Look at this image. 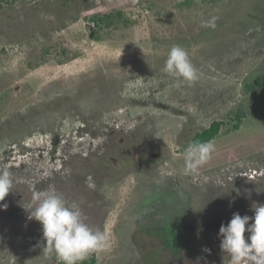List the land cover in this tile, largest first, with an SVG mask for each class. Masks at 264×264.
<instances>
[{
    "label": "rangeland",
    "instance_id": "obj_1",
    "mask_svg": "<svg viewBox=\"0 0 264 264\" xmlns=\"http://www.w3.org/2000/svg\"><path fill=\"white\" fill-rule=\"evenodd\" d=\"M115 10L131 24L93 39L91 16ZM173 46L197 80L163 71ZM213 120L215 151L184 175L193 133ZM4 167L0 264L61 262L24 208L53 189L107 236L85 257L95 264H222L220 225L264 203V0H0Z\"/></svg>",
    "mask_w": 264,
    "mask_h": 264
},
{
    "label": "clouds",
    "instance_id": "obj_2",
    "mask_svg": "<svg viewBox=\"0 0 264 264\" xmlns=\"http://www.w3.org/2000/svg\"><path fill=\"white\" fill-rule=\"evenodd\" d=\"M215 21L216 18L213 17L202 21L201 26L214 29ZM163 71L178 83H192L198 79L197 69L181 46H173L169 50ZM215 147L212 141L188 145L183 154V174H193L206 164ZM165 174L172 175L173 171ZM88 186L95 188V184L91 182ZM12 189L11 170L7 167L0 168V201ZM6 207V204H0V208ZM24 208L28 219H35L42 226L45 252L55 254L62 264H78L89 253L99 252L107 246V236L85 223L79 204L75 201L67 202L54 189L35 193L32 201ZM250 210L253 212L252 216L234 212L226 225H220V250L227 257L226 260L225 256L222 257V264H264V203L253 202ZM245 233L248 234L247 237ZM205 251L210 250L205 248Z\"/></svg>",
    "mask_w": 264,
    "mask_h": 264
},
{
    "label": "trees",
    "instance_id": "obj_3",
    "mask_svg": "<svg viewBox=\"0 0 264 264\" xmlns=\"http://www.w3.org/2000/svg\"><path fill=\"white\" fill-rule=\"evenodd\" d=\"M92 23L94 24V28L91 32V37L93 39H100L101 32L105 29H111L112 27H117L118 25L122 26H129L131 24V19L124 16V12L122 10H115V11H109L102 14H95L91 16ZM255 85H259V80H254ZM234 117L236 119V123L234 124V127L236 128L238 126V123L240 122L241 115L239 113H235ZM223 124L222 120H213L211 123L198 131H195L190 139L191 144L195 142H207L210 141L212 138H214L217 133L219 132L221 126ZM167 227V226H166ZM197 234V233H196ZM185 234L175 232V236L173 238H168L167 241H169L173 247L180 251L184 249V244L186 243ZM194 236H190V238H193ZM157 251L155 248H149V253L154 254V252ZM154 260L155 264H160V257L159 255H151ZM97 261V258L94 254H91L88 258L83 259L82 261H79L78 264H95ZM62 264V261L57 263Z\"/></svg>",
    "mask_w": 264,
    "mask_h": 264
},
{
    "label": "bare ground",
    "instance_id": "obj_4",
    "mask_svg": "<svg viewBox=\"0 0 264 264\" xmlns=\"http://www.w3.org/2000/svg\"><path fill=\"white\" fill-rule=\"evenodd\" d=\"M260 182V181H259Z\"/></svg>",
    "mask_w": 264,
    "mask_h": 264
}]
</instances>
